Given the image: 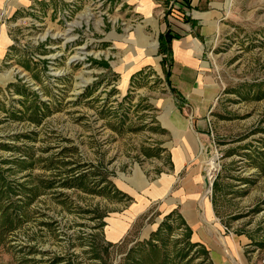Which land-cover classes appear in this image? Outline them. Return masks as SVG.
I'll return each mask as SVG.
<instances>
[{
	"label": "rangeland",
	"instance_id": "obj_1",
	"mask_svg": "<svg viewBox=\"0 0 264 264\" xmlns=\"http://www.w3.org/2000/svg\"><path fill=\"white\" fill-rule=\"evenodd\" d=\"M127 11L113 0H45L9 21L0 264H212L176 214L148 218L150 209L107 241L108 219L133 203L126 180H157L169 167L158 123L172 99L169 63L122 74ZM225 23L207 53L221 94L203 145L215 142L208 156L218 153L220 170L205 199L225 231L264 239V0H233Z\"/></svg>",
	"mask_w": 264,
	"mask_h": 264
},
{
	"label": "crops",
	"instance_id": "obj_2",
	"mask_svg": "<svg viewBox=\"0 0 264 264\" xmlns=\"http://www.w3.org/2000/svg\"><path fill=\"white\" fill-rule=\"evenodd\" d=\"M43 1L0 0V63L7 59L13 43L9 21L17 11ZM232 1L192 0L191 8L179 11V7L171 8L169 0H113L118 9L128 10L126 38L117 43L123 75L148 66L163 67L165 56L159 54V37L168 30L177 37L171 42L166 63L172 99L163 103L158 118L167 135L161 146L169 156V167H162L157 180L141 179L139 185V178L126 180L124 191L133 203L122 215L108 219V242L124 239L139 218L152 209L148 218L155 213L162 219L176 214L191 230L192 242L206 249L212 264H264V239L248 231H225L212 200L203 197L199 154L201 144L210 140L213 110L221 94L207 53L227 27ZM207 190L205 196L211 193Z\"/></svg>",
	"mask_w": 264,
	"mask_h": 264
},
{
	"label": "trees",
	"instance_id": "obj_3",
	"mask_svg": "<svg viewBox=\"0 0 264 264\" xmlns=\"http://www.w3.org/2000/svg\"><path fill=\"white\" fill-rule=\"evenodd\" d=\"M170 1H173V0H169V2ZM175 1L178 2V4H179V11H181L183 9L191 8L192 0H175ZM169 12H171V11H169ZM176 37L177 36L174 35L170 30H168L165 33L160 35V37H159V54L162 56H165V57H163V60L161 62L162 65L169 62L170 56H171V47H170L171 42ZM169 74H170L169 71H166L167 80H168Z\"/></svg>",
	"mask_w": 264,
	"mask_h": 264
},
{
	"label": "built area",
	"instance_id": "obj_4",
	"mask_svg": "<svg viewBox=\"0 0 264 264\" xmlns=\"http://www.w3.org/2000/svg\"><path fill=\"white\" fill-rule=\"evenodd\" d=\"M174 7H179V4L178 2H176L175 0L171 1V8H174ZM215 146V142L212 141L211 143H209V145L207 147H204L203 144H201V149H200V154L201 155H206V157H204V160H202V167L204 169V175H203V179H204V194H203V197L206 198L208 195L205 196L206 194V190H207V185H208V182H209V178H210V175H209V172L207 170V167H208V160L210 158H212L213 156L217 155V164H218V161H219V155L218 153L214 154L213 156H208V153H209V148H212ZM215 151H217L216 147H215ZM218 167H219V164H218ZM220 170V167L219 169L214 173L213 175V181H212V184H211V189L214 185V181L215 179L217 178V175H218V172Z\"/></svg>",
	"mask_w": 264,
	"mask_h": 264
},
{
	"label": "bare ground",
	"instance_id": "obj_5",
	"mask_svg": "<svg viewBox=\"0 0 264 264\" xmlns=\"http://www.w3.org/2000/svg\"><path fill=\"white\" fill-rule=\"evenodd\" d=\"M216 160H217V157H214V156H213V158H211V159L208 160L207 170L209 172L210 178H209V182H208V185L207 186H211L212 181H213V175L218 170L217 167H216ZM210 192H211V188H209L207 190V193H210Z\"/></svg>",
	"mask_w": 264,
	"mask_h": 264
}]
</instances>
